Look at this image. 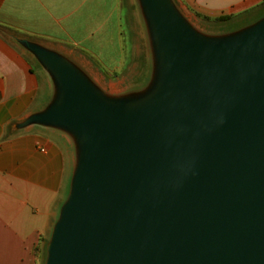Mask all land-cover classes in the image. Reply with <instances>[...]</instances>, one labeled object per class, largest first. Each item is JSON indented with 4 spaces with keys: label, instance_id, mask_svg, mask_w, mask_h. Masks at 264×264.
Returning a JSON list of instances; mask_svg holds the SVG:
<instances>
[{
    "label": "water",
    "instance_id": "95a60500",
    "mask_svg": "<svg viewBox=\"0 0 264 264\" xmlns=\"http://www.w3.org/2000/svg\"><path fill=\"white\" fill-rule=\"evenodd\" d=\"M140 2L157 71L137 97L21 40L57 89L25 125L77 151L45 264H264V16L205 36L173 0Z\"/></svg>",
    "mask_w": 264,
    "mask_h": 264
},
{
    "label": "crops",
    "instance_id": "0c3cea01",
    "mask_svg": "<svg viewBox=\"0 0 264 264\" xmlns=\"http://www.w3.org/2000/svg\"><path fill=\"white\" fill-rule=\"evenodd\" d=\"M86 1L0 0V264H40L68 197L77 163L76 144L70 134L54 127L25 125L48 109L57 89L21 40L34 41L80 65L81 61L68 51L71 46L39 42L14 30L39 31L42 36L50 28L57 33L75 30L71 21ZM178 1L193 12L210 17L234 15L237 21L254 17L264 3ZM107 14L101 15L97 31L105 29ZM90 32L88 40L93 37ZM119 42V59H123ZM82 68L88 70L85 65Z\"/></svg>",
    "mask_w": 264,
    "mask_h": 264
},
{
    "label": "rangeland",
    "instance_id": "374dc122",
    "mask_svg": "<svg viewBox=\"0 0 264 264\" xmlns=\"http://www.w3.org/2000/svg\"><path fill=\"white\" fill-rule=\"evenodd\" d=\"M173 1L178 4L186 21L205 36L223 35L238 23V19L235 18L211 24L199 18L180 1ZM254 13L264 16V4ZM102 14H107L108 21L104 24L105 29L97 31ZM71 24L75 26V30L64 32V29L57 33L50 28L43 31L44 36L38 34L39 31L20 29L14 32L39 42L71 46L68 51L88 68L87 72L90 73L92 81L108 98L137 97L149 89L148 83L156 75L157 59L151 30L140 0H121V3L118 0H87L81 10L74 15ZM203 25H213L214 30L206 33ZM88 26L91 32L86 29ZM89 32L93 34L90 40L87 38ZM120 40L121 48L124 50L123 59L121 57L119 59ZM45 259L46 254L43 253L40 264H45Z\"/></svg>",
    "mask_w": 264,
    "mask_h": 264
},
{
    "label": "trees",
    "instance_id": "16d2710c",
    "mask_svg": "<svg viewBox=\"0 0 264 264\" xmlns=\"http://www.w3.org/2000/svg\"><path fill=\"white\" fill-rule=\"evenodd\" d=\"M264 4V3H262ZM261 4V5H262ZM199 18L203 19L204 21H207L211 24H215V23H220V22H225V21H231L235 18L234 15H228V14H222L218 17H210L208 15H204V14H201V13H198V12H195ZM210 26H213V25H210Z\"/></svg>",
    "mask_w": 264,
    "mask_h": 264
}]
</instances>
